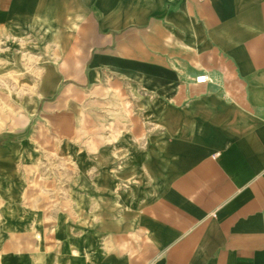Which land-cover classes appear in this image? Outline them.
Returning <instances> with one entry per match:
<instances>
[{"label":"crops","instance_id":"crops-1","mask_svg":"<svg viewBox=\"0 0 264 264\" xmlns=\"http://www.w3.org/2000/svg\"><path fill=\"white\" fill-rule=\"evenodd\" d=\"M27 24L84 39L79 85L139 88V152H100L103 221L72 236L36 192L9 195L1 263L264 264V0H0V37ZM114 165L136 167L135 188Z\"/></svg>","mask_w":264,"mask_h":264},{"label":"rangeland","instance_id":"rangeland-1","mask_svg":"<svg viewBox=\"0 0 264 264\" xmlns=\"http://www.w3.org/2000/svg\"><path fill=\"white\" fill-rule=\"evenodd\" d=\"M0 37V213L8 208L9 195L16 204L36 192L34 204L45 205L48 219L57 229L72 231L103 221L94 213L102 183L94 182L100 170L101 151L113 149L120 157L122 144L139 152V88L112 73L94 85H79L84 39L45 37L38 25H20ZM64 51H63V50ZM19 54L16 63L11 54ZM14 64V68H7ZM49 80L50 95L39 96ZM121 188H135L134 166L114 165L111 172L126 169ZM7 170L17 172L16 180ZM18 186H11L12 182ZM10 183V184H9ZM117 188H120L119 186ZM96 191V190H95ZM92 211V212H88ZM1 224V221H0ZM5 234L0 230V257ZM0 264L1 263L0 261Z\"/></svg>","mask_w":264,"mask_h":264},{"label":"built area","instance_id":"built-area-1","mask_svg":"<svg viewBox=\"0 0 264 264\" xmlns=\"http://www.w3.org/2000/svg\"><path fill=\"white\" fill-rule=\"evenodd\" d=\"M194 80L196 83H205L209 80V76L206 73H199Z\"/></svg>","mask_w":264,"mask_h":264}]
</instances>
